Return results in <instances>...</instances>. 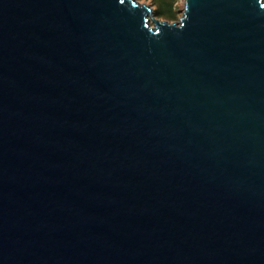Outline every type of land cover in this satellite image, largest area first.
<instances>
[{"label":"water","instance_id":"water-1","mask_svg":"<svg viewBox=\"0 0 264 264\" xmlns=\"http://www.w3.org/2000/svg\"><path fill=\"white\" fill-rule=\"evenodd\" d=\"M0 264H264V0H0Z\"/></svg>","mask_w":264,"mask_h":264},{"label":"rangeland","instance_id":"rangeland-1","mask_svg":"<svg viewBox=\"0 0 264 264\" xmlns=\"http://www.w3.org/2000/svg\"><path fill=\"white\" fill-rule=\"evenodd\" d=\"M147 4L152 10V15L160 20L172 22L182 15L184 0H137Z\"/></svg>","mask_w":264,"mask_h":264},{"label":"snow or ice","instance_id":"snow-or-ice-1","mask_svg":"<svg viewBox=\"0 0 264 264\" xmlns=\"http://www.w3.org/2000/svg\"><path fill=\"white\" fill-rule=\"evenodd\" d=\"M120 2H121V3H123V2H124V0H120Z\"/></svg>","mask_w":264,"mask_h":264}]
</instances>
